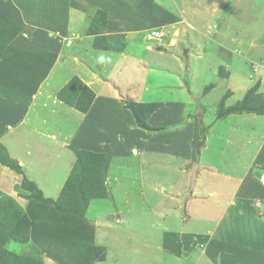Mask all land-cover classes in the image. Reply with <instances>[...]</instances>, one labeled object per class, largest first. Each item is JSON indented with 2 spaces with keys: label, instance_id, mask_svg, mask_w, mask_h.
Returning a JSON list of instances; mask_svg holds the SVG:
<instances>
[{
  "label": "rangeland",
  "instance_id": "374dc122",
  "mask_svg": "<svg viewBox=\"0 0 264 264\" xmlns=\"http://www.w3.org/2000/svg\"><path fill=\"white\" fill-rule=\"evenodd\" d=\"M127 44L134 65L161 45L202 57L169 67L180 82L159 71L155 109L137 107L150 130L109 74ZM35 50L60 55L33 85ZM75 77L107 98L87 113L63 102ZM125 129L140 139L124 148ZM68 182L97 196L67 203ZM0 264H264V0H0Z\"/></svg>",
  "mask_w": 264,
  "mask_h": 264
},
{
  "label": "crops",
  "instance_id": "0c3cea01",
  "mask_svg": "<svg viewBox=\"0 0 264 264\" xmlns=\"http://www.w3.org/2000/svg\"><path fill=\"white\" fill-rule=\"evenodd\" d=\"M72 21H74V20H72ZM169 26L172 29H174V27H175V25L173 23H171V25H169ZM166 28L164 27L163 32H165V29ZM170 35H171L170 31H168L164 35V38H166V37H168ZM164 38H162L161 40H163ZM188 38L191 39V41L193 42V45H195L194 44L195 43V40L197 38H199V36H194V35H191V33H190ZM156 41H158V40H156ZM11 45H13V44H11ZM170 45H171V42H170ZM129 47H130V49H129ZM160 47H163V46L161 45V46H159V48L152 49V51L149 52V54H148L149 56H150V54H152V57H154V58L157 59L154 63L153 62H149L147 64V62H145V60L143 58H141L139 61H136V65H134V63H135L134 57H132V58L129 59V57H127V55L130 56V52H132V48H133V53L140 52V51H142V49L136 47L133 44H127L126 47H125L126 50L121 53V57L118 58V59L115 58L113 60V64H112V66L110 68L109 74H112V75H114L115 77L118 78V86H117V89L116 90H118V92H121L120 95H126V99H128L130 101H132V99H133V100H136L139 103H150V102H154L155 99H156V97H157V95L155 96V93H156V90L158 89L156 85H159L160 83H162L161 81H159V76L161 75L159 73L160 70L161 71H165L172 78V82H174L175 80L178 81V82H180V79H179L180 76L178 74L175 75V74L171 73L169 67H171L172 65H177L178 66L177 67V70H180L182 68L181 66H185V67H188V70H189V73H190V71L192 70V65L194 63L196 64L197 60H198V62H197L196 65H201L200 64L201 63L200 60L202 59V57L201 58H199L198 56L195 57L191 53L192 52L191 50H190L191 52H189L188 50L186 52V46H184L185 48H184L183 51H181V49L179 48L180 50L179 49H175L173 51V53H171V52L170 53L169 52L166 53L165 49H161ZM198 49H199V51L202 50L199 47H198ZM155 51H157V52H155ZM24 52L27 53V56H28L27 59H26V61L23 62L24 69H27L28 70L25 73V75L28 72L32 73L31 74V80L33 82V85L35 83H37V82L40 83L42 77L43 78H46V76H47V70L49 69L50 66H52L53 64H56L55 66L57 67V64H58L57 63V59H58L57 57H59V55H60L59 53H52L50 51H45V50H39V51H36V50L35 51H24ZM33 53H36L37 58H35V59H37V61L36 60H32L33 57H34V54ZM180 54L183 57L182 61H180V59H179L180 58L179 57ZM30 58H32V59L30 60ZM177 59H178V62H177ZM160 60L162 62L168 60L167 61V64L168 65L164 64L162 66V68H160L159 66H157V63L160 62ZM26 62H28V66L24 65ZM33 62H35L39 66H37ZM188 62H189V64H188ZM61 63H62V61H61ZM122 66L124 68L121 71ZM14 67H15V64H12V68H14ZM39 70H41L43 72H40ZM116 72H120V73L119 74H116ZM15 73L13 75L11 73H9V76H8V72H7V77L13 79ZM189 73H187V74H189ZM138 76L141 77V80L140 81L137 80L138 81L137 82L136 81V78H138ZM142 80L144 81V83L141 85V87H139L140 90H138V88H136V86L139 85ZM83 83L86 84L84 81H83ZM87 86L89 87V85H87ZM153 86L155 87V89H153L154 88ZM190 91H192V90L190 89ZM94 93H95V96L96 97L94 99V103H93L94 105H92L93 108L95 107V104L98 103V101H101V99L103 100V99H106L107 98V95H106L105 97L103 96L99 100L100 95L97 92H95V91H94ZM122 93H124V94H122ZM186 96H187V100L186 101H189L190 100V97H191V94H187L186 93ZM112 97L113 98L110 99L109 102H112L113 105H116L114 103V101L117 100L116 95L112 93ZM114 98H116V99H114ZM230 128L231 127L229 126L228 127V131H229ZM120 136L121 137L124 136V139L121 141L119 139V137H118L117 138L118 139L117 142L118 143H121V144H124V148L125 147H128V145L135 144L136 141L140 139V136L137 135V132H134V131H131V130H128V129L127 130L125 129L124 131L121 130ZM230 244L228 243V245H230ZM177 256H178V254H177ZM230 259H232V258H230ZM221 260L224 261V258L222 257Z\"/></svg>",
  "mask_w": 264,
  "mask_h": 264
},
{
  "label": "trees",
  "instance_id": "16d2710c",
  "mask_svg": "<svg viewBox=\"0 0 264 264\" xmlns=\"http://www.w3.org/2000/svg\"><path fill=\"white\" fill-rule=\"evenodd\" d=\"M60 99L63 102L69 104L71 107L76 108L78 111H81L83 113H87L93 104V101L95 99V93L91 88H89L86 84H84L80 78L75 77L61 90ZM129 105H130L129 108L132 110V113L135 117V120H136V123L138 124V126L140 128L145 129V130H150V126L148 125V122H144L141 119V116L137 113V107L147 108L146 110L149 114L152 112V110L155 109L156 105L153 106L150 104L149 106H146V104H144V103H141V104L131 103ZM198 128H199V124H198ZM201 141H203V140H201ZM199 143H200V141L197 144H195L196 154L199 153V149H198V146L200 145ZM94 157L97 158L96 165H99L102 163L101 157L99 155H95ZM18 167L16 166V169ZM70 186H71V184H69V182H68L66 187L64 188L63 192H64V195H66L68 197L67 203L72 202V204L74 206L88 207L87 205L89 204V201L97 196V195H95L94 190L92 192L93 194L88 195V193H90L89 189H94V188H92L90 186L88 187L87 184H85L84 187H81V186L78 187V189H75L73 191V194L69 196V194L67 195V193H68V188H70ZM91 186H92V184H91ZM22 187H23V189H25L27 191L34 192V197H33L34 200L46 202L44 200V198L41 197L40 191L37 189L36 185L33 182H31L28 178H23ZM82 189H83V191H81ZM66 196L62 197L60 200L65 202ZM98 196H100V195L98 194ZM100 197H102V196H100ZM33 224H35V223L32 222L26 214L23 215V218L21 220V223L18 227L17 232H15L13 234L14 238L18 239V240H20V239L26 240L28 238L29 233H30V228L32 227ZM95 249H97V251H98V252L96 251V253H95V250H93V254L95 255V258H98L99 261H104L106 259L105 254L103 253L104 254L103 255V254L99 253V252L103 251L104 249L100 248V247H97Z\"/></svg>",
  "mask_w": 264,
  "mask_h": 264
},
{
  "label": "built area",
  "instance_id": "2783aa9c",
  "mask_svg": "<svg viewBox=\"0 0 264 264\" xmlns=\"http://www.w3.org/2000/svg\"><path fill=\"white\" fill-rule=\"evenodd\" d=\"M166 34V31H153L151 33V35H149L150 39L153 40H161L162 38H164V35Z\"/></svg>",
  "mask_w": 264,
  "mask_h": 264
}]
</instances>
